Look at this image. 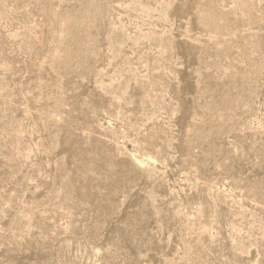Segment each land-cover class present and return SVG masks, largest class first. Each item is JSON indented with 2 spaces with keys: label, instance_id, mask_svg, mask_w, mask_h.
<instances>
[{
  "label": "rangeland",
  "instance_id": "374dc122",
  "mask_svg": "<svg viewBox=\"0 0 264 264\" xmlns=\"http://www.w3.org/2000/svg\"><path fill=\"white\" fill-rule=\"evenodd\" d=\"M0 264H264V0H0Z\"/></svg>",
  "mask_w": 264,
  "mask_h": 264
},
{
  "label": "bare ground",
  "instance_id": "6f19581e",
  "mask_svg": "<svg viewBox=\"0 0 264 264\" xmlns=\"http://www.w3.org/2000/svg\"><path fill=\"white\" fill-rule=\"evenodd\" d=\"M141 156V155H140ZM142 161V160H141ZM142 166V165H141Z\"/></svg>",
  "mask_w": 264,
  "mask_h": 264
}]
</instances>
